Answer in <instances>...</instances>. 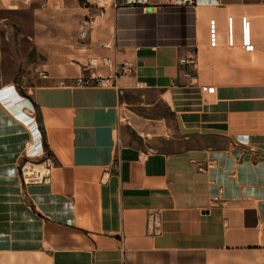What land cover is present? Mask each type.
<instances>
[{"label":"crops","instance_id":"crops-1","mask_svg":"<svg viewBox=\"0 0 264 264\" xmlns=\"http://www.w3.org/2000/svg\"><path fill=\"white\" fill-rule=\"evenodd\" d=\"M89 1L0 0L59 23L32 63L0 26V264H264V0ZM134 89L188 145L142 147L138 118L124 131ZM34 119L38 180L20 171Z\"/></svg>","mask_w":264,"mask_h":264},{"label":"rangeland","instance_id":"rangeland-1","mask_svg":"<svg viewBox=\"0 0 264 264\" xmlns=\"http://www.w3.org/2000/svg\"><path fill=\"white\" fill-rule=\"evenodd\" d=\"M91 2H96V0L89 1V7H93ZM83 5V2H81ZM46 6V5H45ZM41 8L36 4V8ZM75 11L78 9L71 8ZM92 12V11H89ZM89 12H87V17ZM5 18L4 23L0 24L3 30L6 32L8 42L12 45V37H15V45L13 48L17 50V53L21 56V53L27 51L28 60L30 63L34 61H41L47 58V53L44 49L37 47L33 39H50L51 35L54 34L52 31L53 27L58 25V22L52 21L50 17L49 20L46 18H34L31 15L30 9H19L15 12L5 11L0 13ZM86 16H82L81 24ZM41 20V22H39ZM47 21L49 23H47ZM13 31V33H11ZM52 31V32H51ZM26 57V55H25ZM26 62V61H23ZM126 103L124 104L123 110V129L129 132L130 128L133 127L132 124L138 122V128L144 133L148 132L149 135L141 142V146L147 149H160V150H175L183 148L188 145L185 141L177 138H167L164 133L169 131V128L174 127L173 117L169 115L168 107L165 103L157 101L154 105H150L151 102L157 100V93L151 92L143 89H134L124 94ZM143 114V115H141ZM161 116L163 119L161 122ZM131 120V123L128 121ZM139 120V121H138ZM31 128V124L29 125ZM134 128V127H133ZM152 134V135H150ZM35 138V137H34ZM31 151L29 155H25L20 163V171L25 172L30 179H40V172H46V163L49 161L48 151L46 148L37 149L35 141L29 145ZM43 152V153H41Z\"/></svg>","mask_w":264,"mask_h":264},{"label":"built area","instance_id":"built-area-1","mask_svg":"<svg viewBox=\"0 0 264 264\" xmlns=\"http://www.w3.org/2000/svg\"><path fill=\"white\" fill-rule=\"evenodd\" d=\"M114 5L118 6L120 4H127V5H141L143 7L144 10L147 9V4L149 0H110ZM180 1H189V2H193V0H180ZM92 19L87 18L85 19V23L83 25V28L81 30V38H85L88 35V30L89 27L92 26ZM245 46L247 48H253V43H251L249 40L246 42ZM194 58H190V57H182L180 59V65L184 71V73L187 76L193 77L195 75V66H194ZM42 76L47 77V74L45 72L41 73ZM101 82L104 81V79L99 80ZM95 81L93 78L91 77H85V76H81L78 78L77 83L78 84H93ZM22 98H24L23 95H20ZM32 128H30V134L31 136L40 137V148H42V150H44V145H43V141H42V134H41V130L39 127V123L37 122L36 119H34V122L31 123ZM156 219V218H155Z\"/></svg>","mask_w":264,"mask_h":264},{"label":"trees","instance_id":"trees-1","mask_svg":"<svg viewBox=\"0 0 264 264\" xmlns=\"http://www.w3.org/2000/svg\"><path fill=\"white\" fill-rule=\"evenodd\" d=\"M131 135L133 138H137V133L134 130H131Z\"/></svg>","mask_w":264,"mask_h":264},{"label":"bare ground","instance_id":"bare-ground-1","mask_svg":"<svg viewBox=\"0 0 264 264\" xmlns=\"http://www.w3.org/2000/svg\"><path fill=\"white\" fill-rule=\"evenodd\" d=\"M30 121H31V120H30ZM30 121H29V122H30ZM29 122H25V123H28V124H29Z\"/></svg>","mask_w":264,"mask_h":264}]
</instances>
